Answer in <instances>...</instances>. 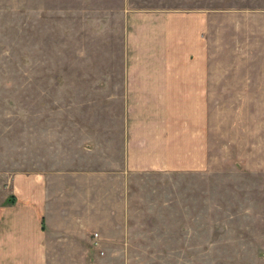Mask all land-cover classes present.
Returning a JSON list of instances; mask_svg holds the SVG:
<instances>
[{"label":"rangeland","instance_id":"374dc122","mask_svg":"<svg viewBox=\"0 0 264 264\" xmlns=\"http://www.w3.org/2000/svg\"><path fill=\"white\" fill-rule=\"evenodd\" d=\"M144 10L208 14L210 166L137 177L124 264H264V0H0V167H62V134L115 127Z\"/></svg>","mask_w":264,"mask_h":264},{"label":"crops","instance_id":"0c3cea01","mask_svg":"<svg viewBox=\"0 0 264 264\" xmlns=\"http://www.w3.org/2000/svg\"><path fill=\"white\" fill-rule=\"evenodd\" d=\"M127 18L124 116L115 127L69 144L62 134V167H0V264H124L137 177L208 170L216 76L208 14Z\"/></svg>","mask_w":264,"mask_h":264}]
</instances>
